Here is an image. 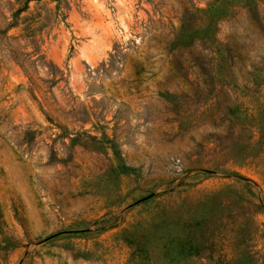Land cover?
<instances>
[{"label":"rangeland","instance_id":"obj_1","mask_svg":"<svg viewBox=\"0 0 264 264\" xmlns=\"http://www.w3.org/2000/svg\"><path fill=\"white\" fill-rule=\"evenodd\" d=\"M205 1L0 0V264H173L171 218L264 246V0L218 21L221 86L211 41L165 49Z\"/></svg>","mask_w":264,"mask_h":264},{"label":"trees","instance_id":"obj_2","mask_svg":"<svg viewBox=\"0 0 264 264\" xmlns=\"http://www.w3.org/2000/svg\"><path fill=\"white\" fill-rule=\"evenodd\" d=\"M217 1H205V7L198 9L197 13L192 10H185L178 20L177 36L175 34L173 40H169L165 49L167 48V51L171 52L170 57L174 58L181 46H186L189 42H193L195 38L203 43L211 41L217 46L218 60L224 73L218 76L214 85L221 86L226 77L230 78L233 84H236L235 75L237 70L235 64L241 57V53L237 50L235 35L234 33L225 35L222 38L225 43L220 45V50H218L219 41L216 37V25L218 21L224 20V18H232L237 14L233 9L235 7H238L239 10L252 9L254 14L255 8L248 7V2L232 4L234 0H226L228 6L224 8L221 4H216ZM200 11V19H196V15ZM206 11L212 13L207 22L205 15L202 13ZM195 16L196 18H194ZM256 29V36L259 33L263 35L262 28L257 27ZM185 37H187V40L183 41ZM245 40L249 42L252 39L247 34ZM183 42L186 44L184 45ZM212 53L214 54V50H212ZM255 53L254 55H258V52ZM248 68L252 74L257 75L258 84L256 82L255 88L259 86V83H264V65L251 63ZM241 69L244 71L246 66H242ZM202 84H208L206 78L202 79ZM186 174H189L188 170ZM218 220L220 227L217 226L214 218H171L170 223L167 222V225H170L176 231L174 234H168L167 247H165L168 260L174 264L192 256H202L208 264H264V246L260 244L261 247L258 245L259 248H256L257 240L254 238L256 232L245 233V228L240 227L241 224L234 223L240 228L236 230V234L230 235L228 232L230 224L226 223L228 218H218Z\"/></svg>","mask_w":264,"mask_h":264}]
</instances>
